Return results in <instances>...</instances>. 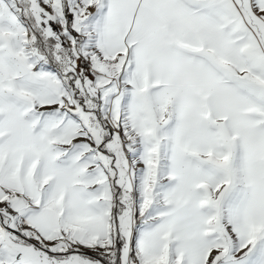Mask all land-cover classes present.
Wrapping results in <instances>:
<instances>
[{
	"label": "snow or ice",
	"instance_id": "obj_1",
	"mask_svg": "<svg viewBox=\"0 0 264 264\" xmlns=\"http://www.w3.org/2000/svg\"><path fill=\"white\" fill-rule=\"evenodd\" d=\"M0 264H264V0H0Z\"/></svg>",
	"mask_w": 264,
	"mask_h": 264
}]
</instances>
